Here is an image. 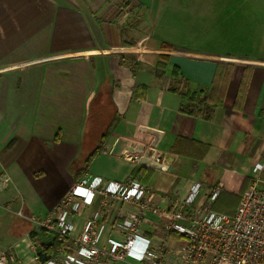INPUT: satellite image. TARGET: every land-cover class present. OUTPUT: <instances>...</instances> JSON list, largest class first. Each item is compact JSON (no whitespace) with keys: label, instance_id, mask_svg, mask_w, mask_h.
<instances>
[{"label":"crops","instance_id":"1","mask_svg":"<svg viewBox=\"0 0 264 264\" xmlns=\"http://www.w3.org/2000/svg\"><path fill=\"white\" fill-rule=\"evenodd\" d=\"M125 2L116 21L118 7L107 0H0V176H11L0 189L5 264L44 262L32 237L40 227L31 217L47 214L82 176L78 169L90 154L86 117L99 92L112 106L109 134L86 174L138 181L158 194L161 206L184 198L195 181L205 183L204 191L222 182V203L212 207L224 212L232 195L237 201L230 214L254 179L264 157V11L242 8L257 29L222 41L221 50L217 39L214 45L197 39L188 48L154 32L157 13L171 11L174 0ZM203 44L208 46H197ZM220 64L233 70L215 114L208 119L181 110V92L210 89ZM246 67L251 70L242 92ZM175 68L188 83L173 80ZM238 94L242 100L235 105ZM137 206L115 201L109 209L122 221ZM98 207L96 201L87 207L77 233Z\"/></svg>","mask_w":264,"mask_h":264},{"label":"built area","instance_id":"2","mask_svg":"<svg viewBox=\"0 0 264 264\" xmlns=\"http://www.w3.org/2000/svg\"><path fill=\"white\" fill-rule=\"evenodd\" d=\"M254 172L231 214L212 207L222 182L201 194L205 183L195 181L184 198L161 206L158 194L138 181L85 173L47 214L31 217L59 243L56 256L41 264H264V157ZM10 182L9 174L1 175L0 189ZM95 201L98 209L77 233L78 220ZM115 201L138 209L117 220L109 209ZM144 226L149 230L143 232ZM7 259L8 250L0 248V264Z\"/></svg>","mask_w":264,"mask_h":264},{"label":"rangeland","instance_id":"3","mask_svg":"<svg viewBox=\"0 0 264 264\" xmlns=\"http://www.w3.org/2000/svg\"><path fill=\"white\" fill-rule=\"evenodd\" d=\"M107 2L111 7H118L113 12L114 19L117 13H122L121 7L126 4L125 0L123 2L121 0H107ZM258 7L264 11V0H174L170 7L171 11L157 13L160 15V20L158 28H155L154 32L160 39L170 40L178 46L184 45L188 48L196 45L197 39H209L208 45H214L217 39L219 43L216 46H219L221 50L223 46H226L222 41L242 39L244 35L252 34L257 29L254 28L257 25L254 24L253 16L243 14L240 11L242 8L248 11L254 8L258 9ZM236 10L239 11L234 15ZM227 17L230 18L224 19ZM118 19L116 18V21ZM223 21H226L224 26L225 22L223 23ZM247 40L253 43L258 39ZM197 46L193 48L195 49ZM204 193L203 189L201 194ZM226 211L224 212L227 213Z\"/></svg>","mask_w":264,"mask_h":264},{"label":"trees","instance_id":"4","mask_svg":"<svg viewBox=\"0 0 264 264\" xmlns=\"http://www.w3.org/2000/svg\"><path fill=\"white\" fill-rule=\"evenodd\" d=\"M128 6V3L125 4ZM161 45L163 47H171L173 45L162 42ZM232 66L228 64H220L218 70L216 72L212 87L206 90H190L189 88L185 90V92H181V96L184 100V103L181 104V110L188 113H203L205 118H211L216 110L224 103L228 84L231 78ZM248 67L244 68L245 76L240 83V88H242V92L247 88V81L249 78ZM248 74V75H246ZM173 80H184L188 83V80L183 78L180 75V71L178 69H174L172 73ZM247 80V81H246ZM172 89H176L172 87ZM235 105L238 103V100H242L240 94H238ZM110 101L105 100V98L101 97V92L94 96L92 101L90 102L88 113L86 117V128H85V151L90 152V154L86 157L84 165L78 169V175H83L91 164V161L94 159L98 151L104 145L108 134L110 123L108 120V115L112 112V106L109 103ZM178 139L174 144L173 149L177 151L178 149ZM204 150L207 149V145H201ZM202 158V155L199 157ZM77 168L78 163H73L72 166ZM224 194L222 191L216 200L214 201V207H217L220 201V197ZM228 202L224 205V210H228L234 208L235 200L237 198L234 196H230L228 198ZM230 205V206H228ZM47 229L40 227L39 230H34L32 237L37 250V257L40 261L48 260L49 258H53L57 254L58 240L56 236H50Z\"/></svg>","mask_w":264,"mask_h":264},{"label":"water","instance_id":"5","mask_svg":"<svg viewBox=\"0 0 264 264\" xmlns=\"http://www.w3.org/2000/svg\"><path fill=\"white\" fill-rule=\"evenodd\" d=\"M158 159H160V157H158ZM145 163H147V162H145ZM152 165V167H154V168H160V164L159 163H152L151 164Z\"/></svg>","mask_w":264,"mask_h":264}]
</instances>
